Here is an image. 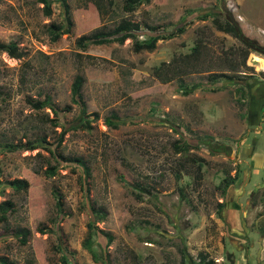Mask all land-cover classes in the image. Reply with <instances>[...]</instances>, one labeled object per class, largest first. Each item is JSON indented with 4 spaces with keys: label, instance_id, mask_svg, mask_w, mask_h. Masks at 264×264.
I'll return each mask as SVG.
<instances>
[{
    "label": "rangeland",
    "instance_id": "obj_1",
    "mask_svg": "<svg viewBox=\"0 0 264 264\" xmlns=\"http://www.w3.org/2000/svg\"><path fill=\"white\" fill-rule=\"evenodd\" d=\"M225 1L66 0L69 26L61 0H48L50 14L42 0H0V264H264V111L249 107L264 50L248 52L241 81L154 75L199 38L204 66H226L231 51L242 65L240 41L211 22L230 17ZM233 1L241 33L264 47V0ZM52 24L69 30L52 39ZM179 25L184 33L134 50ZM101 31L119 38L78 46ZM77 74L90 129L79 105L62 110ZM199 136L230 144V155L175 150Z\"/></svg>",
    "mask_w": 264,
    "mask_h": 264
},
{
    "label": "trees",
    "instance_id": "obj_2",
    "mask_svg": "<svg viewBox=\"0 0 264 264\" xmlns=\"http://www.w3.org/2000/svg\"><path fill=\"white\" fill-rule=\"evenodd\" d=\"M46 4V12L47 14H50V8L48 4V0H42ZM132 2V1H131ZM62 8H63V14L66 17L67 24L70 26V20L68 17L69 13V6L66 3V0H61ZM207 15L201 17V19H205ZM212 25L219 31H222L224 33H228L235 38H237L241 45L244 48V53L242 57V65L238 62H235L233 58L230 57V55H234L235 53L231 51L229 53V57H223L222 62L224 64H227L226 66H218L211 63V65L204 66V60H205V54L208 52V47H206L205 41L201 40V38L197 39L191 49L183 54H179L177 56H174L169 62L163 61L159 64V66L155 67L154 69V75L157 78L162 79L163 81H171L173 79H176L178 77L190 75V74H201L203 72H208V79L209 82H217L219 77L226 78L228 80H238L241 81L244 78L240 80V74H237V71H240L238 68L240 66L244 67L246 66L245 60L247 57L248 52L253 49L256 50V47H259L260 45L257 43L256 40L249 39L245 35L241 33L240 27H236L235 24L231 21V18L226 16L223 19H220V17H213L212 18ZM69 26L66 28H62L59 25L52 24L49 29V33L51 35L52 39L58 38L62 33L67 32L69 29ZM150 30H156L155 27H148ZM164 31V30H163ZM185 31V25H179L177 27H173L170 31L158 33L157 35L150 36L147 41L141 42V41H135L134 42V50L139 52L141 50H147L151 51L155 48L156 42L158 39H166V38H173L177 35H180L184 33ZM123 36H127L126 34ZM118 35L115 31L113 32H98L93 34L90 37L81 36L77 39V44L80 47H84L87 43H103L104 41H109L113 39H118ZM12 49H15V47H11ZM247 67V66H246ZM233 73V74H230ZM84 83V78L82 75L77 74L71 84V97H70V104L64 106L62 109L63 111L69 112L72 108V105H79L81 107V112L84 114L83 121L80 124V127L85 129H90L91 124L90 120L87 118L86 114V105L83 100L82 96V87ZM184 85L183 83L180 84V86ZM196 85H203V84H195ZM179 89V88H178ZM190 91L185 90L184 94H189ZM46 105H49L54 110V107L50 103H46ZM33 106L35 108H42L45 106V102L37 101L33 103ZM264 108V105H263ZM264 109L260 111V116L263 114ZM93 116L92 119H97L98 114L92 113ZM117 117L115 115H112L109 118H106V123L108 125H115L114 119ZM196 144H192L191 142L185 141L184 143H176L174 145L175 150L177 152L181 151H187L189 149H197L201 145L206 147L211 155L215 154H224V155H230L232 151V146L228 143L219 142L217 140H214L211 136H199L196 137ZM38 141H28L27 142V148H34L36 146V143ZM7 147L12 150L16 148V145H7ZM198 169H200V166H198ZM239 179V170H236L234 175L227 174L225 178L222 180V193L226 192V189L234 185L237 180ZM9 184L13 187L15 190L24 189L27 186L26 181L22 179H14L9 182ZM2 205H9V203H2ZM7 210L6 206H1V212H5ZM21 234L25 236V232L22 231ZM106 238L108 242H111L112 236L106 234ZM181 264H185L184 261H181Z\"/></svg>",
    "mask_w": 264,
    "mask_h": 264
},
{
    "label": "crops",
    "instance_id": "obj_3",
    "mask_svg": "<svg viewBox=\"0 0 264 264\" xmlns=\"http://www.w3.org/2000/svg\"><path fill=\"white\" fill-rule=\"evenodd\" d=\"M252 16L253 15H251L250 17L252 18ZM259 24L262 26L260 28L264 29V23H259ZM256 85H258V86H256ZM256 85H254V88H252L250 90L251 93H250V98H249V100H250L249 107L251 109L253 104H254L256 106V108H257L256 109L257 110V115L259 117L260 111L262 110L263 105H264V80H263V82H260V84L257 83ZM256 110H253L251 112L250 116H252V113H253L252 120H254V118H255V115H256L255 111Z\"/></svg>",
    "mask_w": 264,
    "mask_h": 264
},
{
    "label": "built area",
    "instance_id": "obj_4",
    "mask_svg": "<svg viewBox=\"0 0 264 264\" xmlns=\"http://www.w3.org/2000/svg\"><path fill=\"white\" fill-rule=\"evenodd\" d=\"M226 9L229 12V15L233 17L238 23L243 22L244 17L240 14L239 12V7L238 5L233 1V0H226L225 1ZM260 34L264 35V30L263 29H258ZM262 126L264 129V123L262 122Z\"/></svg>",
    "mask_w": 264,
    "mask_h": 264
},
{
    "label": "water",
    "instance_id": "obj_5",
    "mask_svg": "<svg viewBox=\"0 0 264 264\" xmlns=\"http://www.w3.org/2000/svg\"><path fill=\"white\" fill-rule=\"evenodd\" d=\"M230 18H231V21L235 24V26L238 27L239 23L233 17L230 16ZM259 49H263L264 50V47H262V46L256 47V50L259 51Z\"/></svg>",
    "mask_w": 264,
    "mask_h": 264
}]
</instances>
